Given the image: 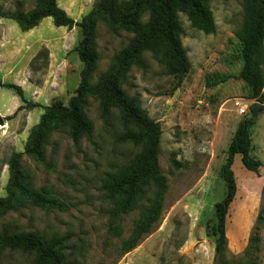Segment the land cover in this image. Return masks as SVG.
Instances as JSON below:
<instances>
[{"label": "rangeland", "instance_id": "rangeland-1", "mask_svg": "<svg viewBox=\"0 0 264 264\" xmlns=\"http://www.w3.org/2000/svg\"><path fill=\"white\" fill-rule=\"evenodd\" d=\"M104 1L57 0L76 22ZM209 4L217 26L213 35L197 30L180 14L185 31L180 39L192 64L188 75H169L161 57L147 52L144 66H133L121 85L162 131L159 168L168 188L159 227L125 254L145 209L162 191L152 186L129 213L114 216L117 204L106 186L143 153L142 146L121 142L133 129L120 111L104 119L100 102L89 98L84 111L93 125L92 140L74 142L70 130L60 127L49 138L44 166L25 155V150L45 111L25 108L16 92L0 88V198L7 195L9 162L21 153V167L33 188L64 205L44 210L27 204L0 217V233H38L46 241L69 237L63 250L66 264L215 263V206L228 192L221 168L239 124L258 102L240 79L244 62L237 33L243 25V1L209 0ZM36 6L37 0H0L6 14H27ZM133 40L132 33L112 27L105 19L98 21L99 60L92 85L109 72ZM81 41L79 28H58L50 18L27 32L18 23L0 18L3 83L20 87L28 101L42 107L57 102L68 106L81 83ZM246 108L242 116L241 109ZM251 156L261 163L259 172L247 171L240 156L233 166L237 191L226 221L229 251L236 258L231 264H264V114L252 129ZM246 253L249 259L239 262ZM35 258L34 253L6 250L0 264H35Z\"/></svg>", "mask_w": 264, "mask_h": 264}, {"label": "trees", "instance_id": "trees-1", "mask_svg": "<svg viewBox=\"0 0 264 264\" xmlns=\"http://www.w3.org/2000/svg\"><path fill=\"white\" fill-rule=\"evenodd\" d=\"M242 1L244 19L242 28L237 33L244 62L240 79L249 87L251 99L264 104V0ZM180 14H185L192 25L206 35H213L217 31L209 0H132L128 3L105 0L81 22L69 17L59 7L57 0H37L35 10L27 14H6L0 9V18L18 23L25 32L50 18L56 27H77L82 34L78 50L79 59L83 64L81 83L68 106L61 102L50 107L32 103L26 99L20 87L4 84L0 76V88L16 92L25 108L45 111L31 134L25 155L46 166L49 138L60 127L70 130L74 142L83 138L92 140L93 125L84 111L89 98L100 102L104 119H108L114 110L120 111L124 123L133 129L122 137L121 142L143 147V153L123 175L106 186L110 199L117 204L115 217L127 214L135 208L137 199L152 186L162 191V195L145 209L133 238L125 245V254L134 250L144 237L159 227L163 212V194L167 191L168 183L159 168L162 135L160 125L139 108L136 100L127 96L121 85L126 81L133 66H144L143 55L147 52L156 58L161 57L166 63L169 75L184 77L189 74L192 64L180 39L185 32L180 22ZM100 19H105L114 28L132 33L134 40L114 59L112 68L99 79L97 85H92L99 60L95 51V38ZM254 126L253 120H243L239 124L228 150L227 161L221 168L220 177L228 192L226 198L215 206L217 240L214 264H231L236 260L229 251L226 230L228 210L237 191L233 166L236 157L240 156L247 171L257 173L261 169V163L251 156ZM23 156L21 153L14 154L9 162L10 179L6 197L0 198V217L27 204L44 210L64 206L58 199L45 196L33 188L21 167ZM68 240L69 237H64L46 241L38 233H0V255L6 250L23 251L36 254L35 264H66L63 250ZM254 241L259 242L257 238ZM243 259L247 261L249 254H244L238 261Z\"/></svg>", "mask_w": 264, "mask_h": 264}, {"label": "water", "instance_id": "water-1", "mask_svg": "<svg viewBox=\"0 0 264 264\" xmlns=\"http://www.w3.org/2000/svg\"><path fill=\"white\" fill-rule=\"evenodd\" d=\"M264 114V104L256 103L249 108V114L244 119L257 121V119Z\"/></svg>", "mask_w": 264, "mask_h": 264}, {"label": "built area", "instance_id": "built-area-1", "mask_svg": "<svg viewBox=\"0 0 264 264\" xmlns=\"http://www.w3.org/2000/svg\"><path fill=\"white\" fill-rule=\"evenodd\" d=\"M247 114V108L246 109H241V115L245 116Z\"/></svg>", "mask_w": 264, "mask_h": 264}]
</instances>
